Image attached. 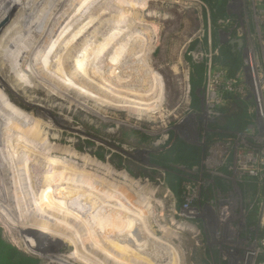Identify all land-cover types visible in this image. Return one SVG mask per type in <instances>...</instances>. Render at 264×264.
Returning <instances> with one entry per match:
<instances>
[{"label": "rangeland", "instance_id": "obj_1", "mask_svg": "<svg viewBox=\"0 0 264 264\" xmlns=\"http://www.w3.org/2000/svg\"><path fill=\"white\" fill-rule=\"evenodd\" d=\"M20 1L10 0L0 24V247L9 263L91 264L68 234L71 218L45 207L53 182L62 181L81 199L95 182L110 192L108 202L141 209L158 255L173 245L179 264H264L246 255L257 248L246 235L264 192L235 162L247 149H264L246 75L248 55L264 50V0H38L29 11ZM118 2L127 5L124 26L110 33L105 51L118 32L135 57L151 50L142 62L160 81L151 110L109 107L98 92L59 97L80 55L100 52L101 22ZM132 18L139 33L131 38ZM232 62L240 64L234 72ZM139 67L120 71L138 69L141 78ZM30 161L37 174L27 173ZM56 163L65 169L57 180ZM79 230L88 239L87 227Z\"/></svg>", "mask_w": 264, "mask_h": 264}, {"label": "bare ground", "instance_id": "obj_2", "mask_svg": "<svg viewBox=\"0 0 264 264\" xmlns=\"http://www.w3.org/2000/svg\"><path fill=\"white\" fill-rule=\"evenodd\" d=\"M22 1L23 0H21L19 3L21 4ZM36 2H39V1L38 0H27V4H28L27 5L28 7L26 6L27 10L29 11L30 8H32ZM36 4L38 5V3ZM9 5H10V0H0V8L2 12L0 15V24L4 23L3 18H7L6 16L10 10V9L8 10ZM125 8H127L126 3L121 4L120 2L115 8L113 7L108 10L109 13L105 15L107 16V18L103 17L105 19L101 22L103 23L102 30L99 33V37H98L100 42L99 44H96V47H99L100 52L96 56H93L90 53V51L85 52L84 55L83 54L80 55V57L77 59L76 62L78 63L79 61L85 60L84 61L85 64L82 63V65H80L76 63L75 69L73 71V75H71V78L69 80L70 82L67 83V88L65 87L63 92L60 93L59 97H61L62 99L68 100V97H69L68 94L70 92H74V91L76 92L77 90L83 91V92L85 91L84 94L86 96L93 95L92 97L94 96L96 97L97 95H94L93 93L98 92L99 97L101 96L100 99L102 103L109 107H114L117 109L118 108L129 109V110L136 111V112L141 110V108H144L146 110L153 109L152 107L155 106L154 104L159 98L158 97L159 95L158 93H156V90L159 87L160 81H159V77L155 73H153L151 70L148 71V69L144 66L145 64H142V62L144 63L147 62L148 55L151 50L149 49L148 52L145 53L143 58L139 59V56L135 57L136 53H133L130 50L131 48L128 49V46H129L128 42H120L122 39H125L126 36L123 37L124 36L123 35L120 37L119 40H117L120 34L121 33L123 34V32H120V33L118 32L119 36L116 39L117 41L115 40V42L113 41L109 44L107 43V46L111 48V51H105L107 48L105 43L107 42L110 33L115 29L116 26H119L121 29L124 26V24L120 23L121 22L120 18L122 16H126ZM25 11L26 10H24V12ZM134 24H136L135 18L134 19L132 18V20H130L126 24L128 26V28L126 27L128 29L127 34L124 33L127 36H130L131 38L137 37L139 33V32L137 33L136 31L132 30ZM134 28H135V25H134ZM145 28H148V27H145ZM137 50L138 49H136V51ZM111 53H114V55L110 56L109 54ZM134 64L140 66L139 71L142 73L141 74L142 76L140 75L141 78H137L138 73H139L138 69L137 71L133 70L134 72H137L135 74L132 72L129 73L130 71L127 74L121 73L120 69L127 67V66L129 67L130 65H134ZM81 85H83L85 88L83 86L81 87ZM99 97H97V99ZM19 156L20 155H18V157ZM18 160H20V158ZM26 161H27V158H26ZM36 163L37 162H34V161H30L28 163L29 164L27 166L28 174L32 172L33 173L36 172L35 168L38 166L37 165L38 163L37 164ZM55 165H56L55 166L56 169L55 171L51 173V177L52 176L54 177L53 179H56L57 177L61 176V172L65 170L62 165L58 163H56ZM37 170H40V168ZM49 177H50V174H49ZM49 177L45 176V178H49ZM89 182L87 181V183ZM94 183H91V182L89 183L91 185L87 187L88 190L86 192L88 197H84L85 195L84 196L82 195V199L80 197L81 195L78 194V192L80 193L79 189H74L75 187L74 185H72L73 183H70V182L62 183V181H60L59 183H55L56 185H54V182H53V185H52L53 187L51 188V190L49 187V183L44 184L46 185V187H48V189L51 192L53 191V193L50 192L51 194L50 198L49 196L46 197L47 200L49 198L48 200L49 202L47 203L45 207L49 209H53L55 212V213L53 212L54 213L53 216L54 217L56 216V218L59 216H61L62 219L64 217L71 218L72 220L71 223L74 222V224L69 225L66 223L67 225H69L68 234L71 236L72 239L77 240V242L82 247V250H81L82 257H85L84 258L85 260H88V261L92 260V262L90 261L91 264H179V261H180L179 251L173 245H166L167 248L165 249L164 247H162L164 249V255L163 254L161 256L158 255L159 253L157 251V248L154 249V246H156V242L159 243L160 241L159 239L153 238L154 234L153 235L151 234L150 229L146 225L147 222L145 223V220L143 218V212L141 211V209L138 211L136 209L134 210V209L129 208V211H128L127 208L122 204L124 202H120L121 201L120 199L119 201L117 199H114L115 202L117 200L115 204L108 202L109 200H107V197H109L110 192H107L105 190L106 186L95 187ZM34 185L36 187L35 183L33 184V186ZM32 190H33V187H32ZM44 190H46V188H44ZM45 192H48V191H45ZM45 192L43 193L45 194ZM47 194L49 193H46V195ZM111 194H112V191H111ZM114 194H116V192H114ZM75 199L82 200L83 206L81 204L82 202L78 203L79 201L77 202ZM72 200H74V202ZM42 205H44V203ZM73 205L74 206L80 205V207H74ZM124 207L126 209H124ZM26 211L27 213L25 214L23 213L24 217L26 216V214L29 215L30 209H27ZM141 220H143V222ZM80 226L87 227L88 232L87 231L86 232L89 237H87V235L86 237L88 239H85L83 235L80 233V230H79ZM33 245H35L34 240L32 241V246Z\"/></svg>", "mask_w": 264, "mask_h": 264}, {"label": "built area", "instance_id": "obj_3", "mask_svg": "<svg viewBox=\"0 0 264 264\" xmlns=\"http://www.w3.org/2000/svg\"><path fill=\"white\" fill-rule=\"evenodd\" d=\"M260 34L263 36L261 32ZM246 75L249 79L251 93L254 100L251 113L254 114L258 121V123H255V127L257 131L264 134V50L261 54L251 53L248 55ZM255 144V146H258L259 142H255ZM235 162L237 165L240 163L241 174L254 179L258 183L259 189L264 192V149H247L239 158L238 156L235 158ZM262 201L261 216L259 220L254 226H252L251 219L248 220L247 235L245 233L247 237H251L250 243L254 242L253 244H257V248H255L257 253L253 250V254L249 252L246 255L248 258L255 257L256 260L264 258V197ZM248 234L251 235L248 236ZM253 244H251L252 247H254Z\"/></svg>", "mask_w": 264, "mask_h": 264}, {"label": "trees", "instance_id": "obj_4", "mask_svg": "<svg viewBox=\"0 0 264 264\" xmlns=\"http://www.w3.org/2000/svg\"><path fill=\"white\" fill-rule=\"evenodd\" d=\"M238 66H240V64L239 63H235V62H232V72H234V71H236L237 70V68H238ZM242 117V115L240 116V118ZM239 118V119H240ZM232 123V119H230V124ZM243 125H245L246 126V124H245V122L243 123ZM168 157H170V155L168 156ZM185 158V157H184ZM184 158H181V160H179L180 162H182V163H186V161L185 160H182V159H184ZM168 159H170V158H168ZM170 161V160H169ZM193 165V164H192ZM5 250L6 249H4L3 248V250H2V248L0 247V264H10L9 262V258L8 257H5V255H4V252H5ZM2 258H4V259H2Z\"/></svg>", "mask_w": 264, "mask_h": 264}, {"label": "water", "instance_id": "obj_5", "mask_svg": "<svg viewBox=\"0 0 264 264\" xmlns=\"http://www.w3.org/2000/svg\"><path fill=\"white\" fill-rule=\"evenodd\" d=\"M237 42L240 46H242V40H238V41H233V43Z\"/></svg>", "mask_w": 264, "mask_h": 264}, {"label": "flooded vegetation", "instance_id": "obj_6", "mask_svg": "<svg viewBox=\"0 0 264 264\" xmlns=\"http://www.w3.org/2000/svg\"><path fill=\"white\" fill-rule=\"evenodd\" d=\"M261 260H262V258H261Z\"/></svg>", "mask_w": 264, "mask_h": 264}]
</instances>
